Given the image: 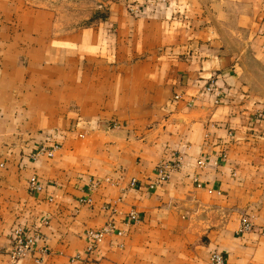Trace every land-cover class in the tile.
Masks as SVG:
<instances>
[{"label":"crops","instance_id":"obj_1","mask_svg":"<svg viewBox=\"0 0 264 264\" xmlns=\"http://www.w3.org/2000/svg\"><path fill=\"white\" fill-rule=\"evenodd\" d=\"M35 1L0 0V264H264V0H96L74 27Z\"/></svg>","mask_w":264,"mask_h":264},{"label":"built area","instance_id":"obj_2","mask_svg":"<svg viewBox=\"0 0 264 264\" xmlns=\"http://www.w3.org/2000/svg\"><path fill=\"white\" fill-rule=\"evenodd\" d=\"M138 7L134 8V12H138ZM204 91L211 92L214 96V101L217 102L221 96L222 90L217 86L213 79H210L207 84L203 87ZM259 111H255V117L259 116ZM59 142L57 139L53 138L49 132H44L41 134V138L38 140L34 148V156L45 155L51 156L56 148H58ZM225 157L224 152H220L213 163H217L219 159ZM179 156L173 155L172 158L160 160L156 164V177L153 179V183H160L168 178L170 172L173 169H176L179 165ZM199 164L203 163V160H198ZM1 164V163H0ZM133 179H131L130 184H133ZM92 185H96V182H92ZM27 187L30 191L39 190L41 185L37 181V176L34 172H31L27 177ZM89 201V198L85 199ZM138 221V216L134 210L127 212L124 224L129 225ZM251 227L250 221L242 216L237 228L238 232H244L249 230ZM115 232L116 234H121L123 231L121 229H115V226L112 221H106L103 225L99 227H87L83 231V238L85 240V250L90 251L95 248L100 241L103 239L104 235L108 232ZM11 242L10 247L7 250L11 259H18L21 256L31 254L34 249V243L37 238V234L34 231H28L23 229L20 226H15L11 230L10 234ZM40 253H44V248H39ZM40 258V257H39ZM37 259V257H36ZM209 264H222V254L217 250H212L209 254Z\"/></svg>","mask_w":264,"mask_h":264},{"label":"rangeland","instance_id":"obj_3","mask_svg":"<svg viewBox=\"0 0 264 264\" xmlns=\"http://www.w3.org/2000/svg\"><path fill=\"white\" fill-rule=\"evenodd\" d=\"M96 0H36L39 3H52L64 17V25L75 26L78 23H88V18L84 19L82 16H88L89 12L94 10ZM91 19V18H90Z\"/></svg>","mask_w":264,"mask_h":264}]
</instances>
